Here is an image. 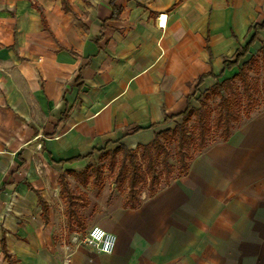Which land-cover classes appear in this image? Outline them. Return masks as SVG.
<instances>
[{
	"label": "crops",
	"instance_id": "1",
	"mask_svg": "<svg viewBox=\"0 0 264 264\" xmlns=\"http://www.w3.org/2000/svg\"><path fill=\"white\" fill-rule=\"evenodd\" d=\"M114 5L0 0V264H264V106L135 206L81 184L264 51V0ZM94 225L112 253L66 243Z\"/></svg>",
	"mask_w": 264,
	"mask_h": 264
},
{
	"label": "trees",
	"instance_id": "2",
	"mask_svg": "<svg viewBox=\"0 0 264 264\" xmlns=\"http://www.w3.org/2000/svg\"><path fill=\"white\" fill-rule=\"evenodd\" d=\"M111 6L113 13L112 17H114L116 15V10H117L116 6L114 5V0H111ZM257 27L258 28L264 27V21L259 23ZM253 38L254 36L251 38L249 42L245 44L244 47H242L235 53V56L232 60L225 61L224 67H232L236 65L239 62L240 58L244 57L245 54L248 52V48ZM261 53H264V51H261ZM252 56L248 60L242 63V66L239 68L238 72L233 77H231V80L225 79L221 82H216L211 87L212 93H215L220 97L219 105L221 107H219L217 111L214 125L216 127L220 125L222 126L223 139H226L233 130V128L230 127V122H231L230 119L233 121H237L239 119V115L238 112L236 113L235 109L229 105L226 97L222 92L226 90L225 88L231 89V92H233L234 90L233 78H237V76H240V81L244 85V94H245L244 98L249 104L250 96H248L247 94L248 89H247L246 76L244 75L243 66L245 67L247 64H249V62H251ZM205 76H207V74H203L199 77L198 84L201 83L202 79ZM239 101L240 100L237 98L235 100V104L237 105ZM203 115L204 113H203L202 105H200L199 107H195L188 104L184 111L176 115L181 117L182 120L180 122H177L173 129H165L163 131L156 132L154 139L150 143L141 145L136 150H130L122 145H119L109 153V159L107 160L109 170H112L115 160L116 158H118V153H120V158L117 159L118 170L114 178L116 181L121 183L127 182V186L129 189V196L125 202L126 204L135 206L140 202V200L137 198L135 194L136 185L138 182H144L145 180L149 179L151 184H153V186L159 183L160 180L159 177L161 174L159 171H157V165L163 163L165 169L163 174L167 175L170 173L171 168L165 161L167 154V147L162 141L163 138H169V136L170 138L175 137L176 146L178 147L179 153L181 155V169L179 170L181 171L187 169V164L184 163V159H183L182 148L184 146L192 145V141H193L192 133L189 132L190 125H188V121L192 116H194L196 126L197 128H199L197 147L200 150H202L206 146L205 139L207 132V125H206L207 121L206 120L204 121V119L202 120ZM138 128L139 127H133L131 130L133 131ZM138 160L144 161L143 167L141 166ZM127 162H129L128 170H126L125 168ZM102 173L103 170L96 167L92 171L91 178H89L85 174H82L81 184L86 185L88 182H90L92 185L96 184L101 179ZM64 186L66 187V182H64ZM152 192H154V187L153 188L151 187V193Z\"/></svg>",
	"mask_w": 264,
	"mask_h": 264
},
{
	"label": "rangeland",
	"instance_id": "3",
	"mask_svg": "<svg viewBox=\"0 0 264 264\" xmlns=\"http://www.w3.org/2000/svg\"><path fill=\"white\" fill-rule=\"evenodd\" d=\"M244 75L246 76V83L248 89V96H250L249 104L244 98V85L240 81V76L237 78H233L234 90L231 92V89L225 88L226 90L222 93L226 97L229 105L235 109L236 113L238 112L239 119L237 121H233L230 119V127L234 128L241 124L243 121L249 119L253 112L259 111L260 106H264V53H256L252 56L251 62L247 64L245 67L243 66ZM239 99V103L236 105L235 100ZM220 97L219 95L212 93L211 89L209 92H202L199 94L198 98L192 100L193 106L199 107L202 105L203 109V117L202 120L207 121V132L205 144L216 142L222 138V126L216 127L215 117L217 115V111L219 107ZM235 104V105H234ZM230 107V108H231ZM182 118L180 117L178 121L180 122ZM188 125H190L189 132L192 133V145L184 146L182 148L184 163L187 164L190 157L198 152L200 149L197 147V138L199 135V128L196 126V122L194 116L190 118L188 121ZM189 134V133H188ZM191 138V136H190ZM163 143L167 147L166 154V163L171 168L170 173L164 175V165L160 163L157 165V171L160 172L159 183L151 184L150 180L147 179L144 182H138L136 185L135 194L137 198L140 200L143 196H148L151 193V187H154V191L159 186L160 182L168 181L170 178H173L175 175L179 173V169H181V155L179 153L178 147L176 146L175 137L169 136V138H163ZM108 157V156H107ZM120 158V153H118V158H116L115 163L113 165L112 170H109L108 161H104L99 163V165L104 166L105 175L101 177V185L104 187L103 192L98 191V188H93L94 191H97V194L102 196V198H110L117 199V197H122V199L126 200L129 196V189L127 186V182H118L115 180L114 176L118 170L117 159ZM109 159V158H108ZM143 167L144 161L138 160ZM159 161V160H158ZM126 170L129 168V162L126 164ZM72 183V182H71ZM73 184V183H72ZM113 196L115 198H113ZM109 200V199H108Z\"/></svg>",
	"mask_w": 264,
	"mask_h": 264
},
{
	"label": "built area",
	"instance_id": "4",
	"mask_svg": "<svg viewBox=\"0 0 264 264\" xmlns=\"http://www.w3.org/2000/svg\"><path fill=\"white\" fill-rule=\"evenodd\" d=\"M159 26L165 25V16L163 14H159L157 16ZM94 229H99L100 231L96 233L95 236L92 235ZM115 235V233L107 231L100 226L94 225L90 227L84 233H72L68 238V244H70L74 249L80 246H91L97 249L101 253H112L114 251L115 246L111 249L110 252L104 251L105 245L108 241L109 236ZM117 237V236H116ZM65 243V245H66ZM116 245V244H115ZM69 255L66 254L63 257L62 264H69Z\"/></svg>",
	"mask_w": 264,
	"mask_h": 264
},
{
	"label": "clouds",
	"instance_id": "5",
	"mask_svg": "<svg viewBox=\"0 0 264 264\" xmlns=\"http://www.w3.org/2000/svg\"><path fill=\"white\" fill-rule=\"evenodd\" d=\"M99 231H100L99 229H94L92 235L95 236L96 233ZM116 242H117V237L115 235L109 236L108 241L105 245L104 251L110 252L111 249L115 246Z\"/></svg>",
	"mask_w": 264,
	"mask_h": 264
}]
</instances>
